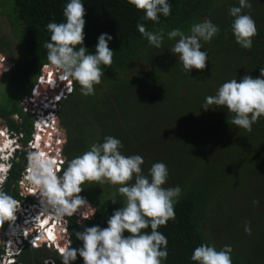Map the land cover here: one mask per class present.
Segmentation results:
<instances>
[{
  "label": "trees",
  "instance_id": "trees-1",
  "mask_svg": "<svg viewBox=\"0 0 264 264\" xmlns=\"http://www.w3.org/2000/svg\"><path fill=\"white\" fill-rule=\"evenodd\" d=\"M168 2L170 15L160 16L159 23H153L143 20L142 10L127 0H84L83 46L94 52L97 37L108 33L112 36L108 46L114 55L110 67L101 66L104 76L94 85V95H82L80 86L72 81V93L59 104L56 116L61 133L66 132L61 134L65 144L68 138L63 169L89 145L102 142L106 134L123 140L126 146L136 148L144 163L163 162L167 166L169 177L164 187L181 189L174 205L175 219L157 229L168 241V257L163 264H194L189 257L202 243L217 249L230 245L232 264H264V208L253 204L254 200L264 204V118L246 131L231 124L233 114L226 108H201L205 97L214 95L224 81L236 77L239 82L244 75L255 78L259 68H264V0H251V8L242 10L256 22L257 35L250 50L236 44L230 28L228 8L238 6V0ZM65 3L0 0V15L7 18L20 49V56L4 64L6 71L0 74V119L12 132L23 135V145L34 134V116L25 109V101L43 69L54 68L43 47L50 35L46 25L63 22ZM204 18L216 24L220 32L210 42H202V50L208 53L205 68L192 69L188 74L170 52L174 41H169L166 34L174 28L187 34L193 23ZM137 23H143L148 31H163L165 39L160 49L148 45L137 31ZM132 118L135 122L130 124L131 129L135 123L137 127L127 132L124 126ZM96 130L102 135L97 140L92 137ZM24 163L27 154L21 153L3 188L15 199L20 194L18 181ZM81 187L79 195L95 214L88 219L79 213L65 216L66 237L73 248L80 246L75 232L85 226L106 227L113 210L122 206L119 198L116 204L107 201L118 186L86 182ZM233 194L238 201L234 204ZM246 223L251 234L244 231ZM259 226H263L261 231ZM5 228L6 222L0 233ZM213 233L222 238L216 241ZM233 239L239 240L233 244ZM44 249L26 244L15 262L44 264L51 257L60 264L61 255H51ZM72 264H83L82 258L78 256Z\"/></svg>",
  "mask_w": 264,
  "mask_h": 264
},
{
  "label": "clouds",
  "instance_id": "clouds-1",
  "mask_svg": "<svg viewBox=\"0 0 264 264\" xmlns=\"http://www.w3.org/2000/svg\"><path fill=\"white\" fill-rule=\"evenodd\" d=\"M127 3L138 11L142 10L143 20H151L153 23H159L160 16L170 15L171 5L168 0H127ZM251 6V0H238V6L228 8V15L232 17V35L236 44L244 50L252 48L253 37L257 35L255 20L242 12ZM62 15L63 22L53 21L46 25L50 33L48 41L43 45L47 50V61L62 80L76 82L82 95H94V85L100 84L101 77L104 76L101 66L110 67L112 64L114 53L108 46L112 36L101 33L97 37L94 52H89L83 46L84 0H66ZM136 29L148 45L161 48L165 39L162 30L148 31L143 23H137ZM219 32L220 28L216 24L204 18L193 23L187 34L174 28L166 36L169 41H174L170 52L176 57L182 70L189 74L192 69L205 68L208 53L202 50V42H210ZM4 71V65L2 68L0 66V74ZM50 85L46 82V86ZM216 107L226 108L233 114L230 121L232 125L251 131L252 125L264 118V68H259L258 77L244 75L239 82L235 77L220 84L214 95L205 97L201 108L208 110ZM33 116L34 134L31 142L36 141V135L40 131L35 121L37 116ZM43 122L45 126V120ZM2 131L4 128L0 126V136ZM7 135L4 134L5 137ZM49 139L53 143H57L56 139L63 142L62 138L42 136V144L38 148H31L32 151L27 155L28 175L25 169L18 181L19 184L24 180L37 190L45 212H50L59 219L72 216L78 209L85 208L89 210L86 218L93 216V207L79 195L83 190L81 185L86 182L118 186L116 193L107 201L116 204L119 198L122 204L107 218L106 227L85 226L82 231L75 232L76 239L80 241V246L76 248H63L60 239L64 236L58 234L55 226L48 227L47 231L54 237L48 241L52 242V246L61 255L60 264H72L78 256L82 258L83 264H163L168 257V241L157 229L175 219L174 205L181 194L179 186L164 187L169 177L167 166L163 162H155L145 174L141 167L144 164L142 156L122 154L121 141L113 136H105L102 142L92 143L87 151L68 161L58 175L61 169H57L51 160L54 158L51 156L53 154H45L46 149L40 151ZM17 151L0 156V227L5 222H9L11 227V223L17 218L18 201L3 190L16 158L11 154ZM259 203L260 201H253L257 206ZM48 221L49 218L45 220L47 225ZM244 231L251 234L247 223ZM11 234L15 235V230ZM231 253L230 245L217 249L214 245L202 243L193 249L189 259L194 264H232ZM10 258L12 259L8 260L12 263L8 261V264H16L13 257Z\"/></svg>",
  "mask_w": 264,
  "mask_h": 264
},
{
  "label": "built area",
  "instance_id": "built-area-1",
  "mask_svg": "<svg viewBox=\"0 0 264 264\" xmlns=\"http://www.w3.org/2000/svg\"><path fill=\"white\" fill-rule=\"evenodd\" d=\"M2 66V65H1ZM56 76V77H55ZM43 81V82H42ZM46 82L50 83L52 82L54 84L53 90L52 89H46L47 93L49 92V95H43L42 91H40L41 88V84L44 83L46 85ZM51 87V85H50ZM55 88H58V90ZM35 91V92H34ZM73 91V82L71 80L68 79H61L60 74L55 70V68H47L43 70V74L41 75V77L39 78V83H37L33 89L32 92V96L35 97V99L33 100L34 104H32V106L29 104L28 100L25 101V103L28 102V104L25 106V109L34 115H37V117L39 119H36V124L38 126V120H40V117H43L45 119V117H49L50 120L46 122L45 120V128L44 129H40L39 132H41V134L38 133L37 137L40 136V138L42 136H44V133H48V128L50 126V124H53L52 130H55L56 127V115L53 111V109L47 114V116H45L44 114H42L41 112L43 110L39 109V107L41 106L42 103H44V105H46L45 102H48L49 106L52 107H56V104L58 103V100L63 96L66 97L68 95H70ZM31 97V96H30ZM29 97V98H30ZM42 98V100H41ZM39 103H41L39 105ZM37 112V113H36ZM40 116V117H39ZM54 128V129H53ZM9 137V135H7ZM19 138V137H17ZM59 143H62L61 140H58ZM33 143L30 141L31 144V148H33ZM59 143L57 142L56 146H60ZM52 148V147H51ZM50 150V148H47ZM47 154V153H45ZM48 155V154H47ZM51 160L55 163L57 169H61L60 166V162L61 159H57L56 158H51ZM26 175H28V168L26 169ZM19 187H20V196L22 197V199L26 200V204H22V206H24V211L20 210L21 212L18 214L16 213V220L14 222L11 223V226L16 224V227L18 229L19 225H22L20 229H18L17 231H15V235H11L8 236V234H11L12 231L11 227H9V222H6L7 227L5 228L6 231H4V238L6 239V241L8 243H10V245H6V247H8V250L10 248L13 249V245L16 244L17 247L22 246L24 243L25 245H29L32 246L33 248H39V247H43L46 246L47 248L52 247V242L51 241H47V242H43L42 238L43 235L46 234L48 227L50 228V226H55V228H57L58 234L60 236H65V234L67 233V220L65 218V216L57 219L55 218L54 215L50 214V212H45L43 210V208L41 207L40 204V197L37 194V191H34V187L32 185H28L26 183V181L21 180L19 182ZM30 201H27V200ZM89 204V203H88ZM34 209H36L39 213L36 214L34 213ZM89 210L85 209V208H80L78 209V211L76 213H79L83 216H87L88 215ZM23 216L22 220H19V216ZM49 218V224L47 225L45 223V220ZM19 220V221H18ZM31 227L33 229L32 232L28 231V228ZM52 228V227H51ZM54 232V231H53ZM13 242V245L12 243ZM39 242V245L37 244ZM46 244V245H45ZM24 245V246H25ZM23 246V247H24ZM21 247V248H23ZM13 251V250H11ZM16 251V250H15ZM47 263V261H46Z\"/></svg>",
  "mask_w": 264,
  "mask_h": 264
},
{
  "label": "rangeland",
  "instance_id": "rangeland-1",
  "mask_svg": "<svg viewBox=\"0 0 264 264\" xmlns=\"http://www.w3.org/2000/svg\"><path fill=\"white\" fill-rule=\"evenodd\" d=\"M1 1H3V0H1ZM4 44V45H3ZM2 45V46H1ZM0 66L1 65H4V64H10V63H12V59H16V58H18L19 56H20V49H19V45H18V42H17V40L15 39V37H14V35H13V33H12V31H11V28H10V25H9V23H8V20H7V18L6 17H4V16H2V15H0ZM44 70V69H43ZM50 84H51V87H48V86H46L44 83H42L41 84V88H40V91H42V94L43 95H49V92H47V93H44V92H46V89H52L53 90V87H54V84L52 83V82H50ZM58 90V88H55V90ZM151 89V88H150ZM35 92V91H34ZM33 95V94H32ZM31 95V97L30 98H28V99H26V100H28V102H29V104L32 106V104L31 103H33L34 104V102H33V100L35 99V97L34 96H32ZM69 96V95H68ZM68 96H66V97H61L60 99V101L56 104V107L54 108V107H52V106H49L48 105V102H45L46 103V105H44V103H39V105L41 104V106L39 107V109H41V110H43L41 113L42 114H44L45 116H47V114L53 109V111H54V113H55V115H57V113H58V111H59V108H60V103L63 101V100H65ZM41 100H42V98H41ZM28 102L27 103H25V105L24 106H26L27 104H28ZM49 107V108H48ZM37 113V112H36ZM37 116V115H36ZM115 119V121H117V120H119V117L118 118H114ZM125 118H123V120H124ZM43 120H46V122L47 121H49L50 120V118L49 117H45V119H42V121ZM122 120V121H123ZM135 122V120H134V118H132L130 121H128L127 122V124H126V126H124L125 127V131H127L128 132V129L131 131V130H134L136 127H137V125H136V123H135V126L133 127V129H131V127H130V124L131 123H134ZM39 124H38V127L40 128V129H44L45 128V126L43 125L44 124V122H43V124L41 123V122H38ZM53 124H50V126H49V128H48V131H50V132H48V133H44V136L45 135H49V137H57V138H62L61 137V134H66V132H62L61 133V129H60V122L57 120V116H56V127H55V130H52V126ZM0 126H2L3 128H4V132L6 133V134H8L9 135V137H8V139L10 140V141H12V142H10L9 143V146L7 147V149H4V150H7L8 152H10V151H14V150H18L15 154H14V152H12V154H11V156H13L14 158H15V156H16V158L14 159V162L16 161V163L19 161V156H20V154L21 153H26L27 155H28V153L29 152H31L32 150H31V144H30V142L29 143H26V144H28V145H23L22 146V142H21V138L23 137V135H20V134H17V133H15V132H12V130H10L6 125H0ZM54 129V128H53ZM19 137V138H17V137ZM101 136L102 135H100L99 134V132L96 130V131H92V137H93V139H100L101 138ZM105 136H110V134H106V135H104V137ZM128 136H130V134L128 133ZM67 137V136H66ZM51 140V141H50ZM59 139H56V141L59 143V141H58ZM67 140V143H68V138L66 139ZM52 139H49V141L47 142V143H44L43 144V147L41 148L42 149V151H44L45 149V153H47V154H53V155H51V156H53L54 158H55V156H57V159H61V170H60V172L59 173H57L58 175L59 174H61L62 173V171H63V165H64V162H63V152H64V145H66L65 144V142H62V143H59V147L58 146H54V145H57V143H52ZM52 143V144H51ZM121 143H122V148H121V152H122V154H124V155H138V153L136 152V148L134 147V146H132V147H130V145L129 146H126L125 145V141H123V140H121ZM49 146V147H48ZM5 147V146H4ZM33 147H36L35 145L33 146ZM52 147V148H51ZM38 148V147H37ZM47 148H50V150L49 149H47ZM125 148H127V149H125ZM44 149V150H43ZM3 150V151H4ZM36 151V150H35ZM141 155V154H140ZM151 165L152 164H149L148 162H146V163H144L143 164V166H142V170H143V172L145 173V174H147V171H148V169L151 167ZM22 167L24 168V170L25 169H27L28 167H27V163H24V164H22ZM165 186V185H164ZM35 191V190H34ZM37 191V190H36ZM243 195V193L242 194H240L239 196H242ZM231 198V197H230ZM234 198H235V195L233 194V197L231 198V200H232V202L231 203H233L234 204V201L235 202H238V201H236V200H234ZM17 201H18V214L21 212L20 210H22V211H24V206H22V204L24 205V204H26V200L24 199H22V197L20 196V194H19V198L18 199H16ZM230 203V204H231ZM259 205H261V207H263L264 208V204L263 203H259ZM263 211V210H262ZM51 214V213H50ZM19 218V220H22L23 219V216L21 215V216H19L18 217ZM18 220V221H19ZM226 224V221H223V223H222V226H224ZM6 227H7V225H6ZM15 228H16V225L14 226ZM262 228H263V226H259V228H258V231H261L262 230ZM4 231H6V229L5 230H3L1 233H0V248H3V254H2V256H0V264H8V259H12V258H10V257H13V259H14V261H15V258H16V256L19 254V251H20V249H21V247H23L24 245H25V243L22 245V246H20V247H18V250H14L13 249V251L12 252H8L9 250H8V247H6L5 246V244L6 245H10V243H8L7 241H6V239L4 238ZM8 235H12V234H8ZM66 235V234H65ZM212 236H213V238H215V239H217L216 241H218V239H221L222 238V236L219 234V233H213L212 234ZM240 238V237H239ZM226 239L228 240V243H230L229 242V239L227 238V236H226ZM239 239H233L231 242L234 244V243H236L237 241H238ZM60 241L61 242H63V248H66V247H69V241H68V239H67V237L66 236H64V237H62L61 239H60ZM12 243V245H13V242H11ZM223 244H224V242H223ZM46 245V244H45ZM32 248V247H31ZM45 248V249H44ZM35 249V248H34ZM38 249H44V250H48L49 251V254H51V255H54V254H57V255H60L59 253H58V251H57V249L55 248V247H50V248H47L46 246H43V247H39ZM60 252H61V250H59ZM56 262L51 258V257H49L48 258V260H47V263H46V261L44 262V264H55Z\"/></svg>",
  "mask_w": 264,
  "mask_h": 264
},
{
  "label": "bare ground",
  "instance_id": "bare-ground-1",
  "mask_svg": "<svg viewBox=\"0 0 264 264\" xmlns=\"http://www.w3.org/2000/svg\"><path fill=\"white\" fill-rule=\"evenodd\" d=\"M40 117V116H39ZM37 119H39L38 117H37ZM42 119H44L43 117H40V120H38L39 122H41L42 124H43V121H42ZM44 125V124H43ZM43 129V128H42ZM2 134H1V136H0V156H2L3 154H5L6 152H8L7 150H4V149H7V147L9 146V143L10 142H12V141H10L9 139H8V137H5L4 136V131H2L1 132ZM39 134H41V132H39ZM38 135V134H37ZM36 135V136H37ZM42 144V142H41V140H40V136H38L37 138H36V141H34V143H33V146L35 145L36 147L35 148H37V147H39L40 145ZM5 146V147H4ZM32 146V147H33ZM42 148V147H41ZM4 150V151H3ZM40 151H42V149H40ZM35 190V189H34ZM34 213H36V214H38L39 212L36 210V209H34ZM16 225V224H15ZM15 225H13V226H11V230L10 231H13V230H15V231H17L18 229H20L21 228V226L22 225H19L18 226V229H17V227L15 228L14 226ZM52 227V225L50 226V228ZM28 231L29 232H32L33 230H32V228L31 227H29L28 228ZM47 234L46 235H44V237L42 238L43 240H47L48 241V239H52V238H54L53 236H52V234L49 232V231H47L46 232ZM8 236H10L11 237V235H8ZM11 250H13L12 248H10L9 249V251L8 252H12Z\"/></svg>",
  "mask_w": 264,
  "mask_h": 264
},
{
  "label": "water",
  "instance_id": "water-1",
  "mask_svg": "<svg viewBox=\"0 0 264 264\" xmlns=\"http://www.w3.org/2000/svg\"><path fill=\"white\" fill-rule=\"evenodd\" d=\"M13 249H14V250H18V247H17L16 244L13 245Z\"/></svg>",
  "mask_w": 264,
  "mask_h": 264
}]
</instances>
